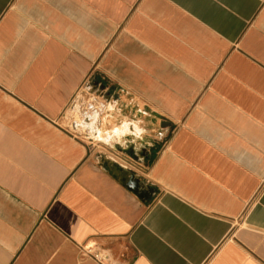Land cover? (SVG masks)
I'll return each instance as SVG.
<instances>
[{
  "label": "crops",
  "instance_id": "obj_1",
  "mask_svg": "<svg viewBox=\"0 0 264 264\" xmlns=\"http://www.w3.org/2000/svg\"><path fill=\"white\" fill-rule=\"evenodd\" d=\"M93 84L105 151L65 125ZM96 254L264 264V0H0V264Z\"/></svg>",
  "mask_w": 264,
  "mask_h": 264
},
{
  "label": "rangeland",
  "instance_id": "obj_2",
  "mask_svg": "<svg viewBox=\"0 0 264 264\" xmlns=\"http://www.w3.org/2000/svg\"><path fill=\"white\" fill-rule=\"evenodd\" d=\"M96 86L93 84L78 93L73 103L67 109L65 125L68 128L79 131L86 141L94 143L93 145L96 146L98 151H105L104 142L108 141L109 133L115 132V136L118 137L120 134L127 132V129L131 131L132 126L129 125V128L125 126L121 129L117 128L115 121L112 119L117 113V108L115 103H113V101H116L115 99L112 100V93L110 91L105 93V90ZM108 98H111L112 102L108 103ZM87 118L90 119L91 127H87ZM124 122H127V120H124ZM102 156L104 160L118 170L117 166L114 165L116 162L112 157H109L105 152H103ZM126 172L130 173L127 170ZM116 173H118L121 179L128 177V174L125 172L121 174V171H116Z\"/></svg>",
  "mask_w": 264,
  "mask_h": 264
},
{
  "label": "water",
  "instance_id": "obj_3",
  "mask_svg": "<svg viewBox=\"0 0 264 264\" xmlns=\"http://www.w3.org/2000/svg\"><path fill=\"white\" fill-rule=\"evenodd\" d=\"M104 163L106 164V167L111 170L112 172L116 173L115 171H113V169L110 168L108 162L106 160H103ZM117 166V168L121 171V172H124L117 164H114ZM127 173V172H125ZM118 175V173H116ZM128 174V173H127ZM119 176V175H118ZM130 176V179H122L123 181H127V187L131 190V191H134V192H137V182L132 179L131 177V174H128V177ZM120 177V176H119Z\"/></svg>",
  "mask_w": 264,
  "mask_h": 264
},
{
  "label": "built area",
  "instance_id": "obj_4",
  "mask_svg": "<svg viewBox=\"0 0 264 264\" xmlns=\"http://www.w3.org/2000/svg\"><path fill=\"white\" fill-rule=\"evenodd\" d=\"M83 251H85L87 254H92V253H91V252H92L91 250H85V249H83ZM100 256H101L100 254H96V255H95V258L98 259L101 263L104 264V263L106 262V261H105L106 258L104 257V259H103V258L100 257Z\"/></svg>",
  "mask_w": 264,
  "mask_h": 264
},
{
  "label": "bare ground",
  "instance_id": "obj_5",
  "mask_svg": "<svg viewBox=\"0 0 264 264\" xmlns=\"http://www.w3.org/2000/svg\"><path fill=\"white\" fill-rule=\"evenodd\" d=\"M88 120L86 121V122H88L89 121V118H87ZM93 120V119H92ZM111 166V165H110ZM114 168V167H113Z\"/></svg>",
  "mask_w": 264,
  "mask_h": 264
}]
</instances>
